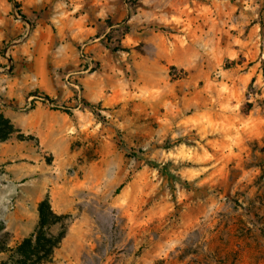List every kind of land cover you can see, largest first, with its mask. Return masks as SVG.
<instances>
[{
  "label": "rangeland",
  "instance_id": "obj_1",
  "mask_svg": "<svg viewBox=\"0 0 264 264\" xmlns=\"http://www.w3.org/2000/svg\"><path fill=\"white\" fill-rule=\"evenodd\" d=\"M94 4L0 0L10 244L49 196L52 264H264V0Z\"/></svg>",
  "mask_w": 264,
  "mask_h": 264
},
{
  "label": "trees",
  "instance_id": "obj_2",
  "mask_svg": "<svg viewBox=\"0 0 264 264\" xmlns=\"http://www.w3.org/2000/svg\"><path fill=\"white\" fill-rule=\"evenodd\" d=\"M29 20L34 25L32 20ZM106 37L109 44L115 42L113 33H108ZM13 138L30 140L36 137L26 134L10 117L0 111V141L5 142ZM39 213L40 223L36 230L15 246L10 244L11 234L0 219V250L7 254L0 264H52L55 251L67 236L73 217L71 214L56 211L49 196L40 201Z\"/></svg>",
  "mask_w": 264,
  "mask_h": 264
},
{
  "label": "crops",
  "instance_id": "obj_3",
  "mask_svg": "<svg viewBox=\"0 0 264 264\" xmlns=\"http://www.w3.org/2000/svg\"><path fill=\"white\" fill-rule=\"evenodd\" d=\"M71 1L74 3V8L71 9L69 12L70 18H69L68 26H73V27L84 26V24L81 23V20H80L81 18L76 17L74 13L76 10H78V8L83 7V5L85 6V0H71ZM116 1H119V0H93V3L96 4V5L94 4L95 8H96V10H94V11L96 12L97 10H100L102 8L101 12H107L110 14H114V11L112 9V5H115ZM99 3H101L102 5H99ZM31 127L34 128L33 126H31ZM38 136L42 138V133L39 131H38ZM72 222H73V220H72Z\"/></svg>",
  "mask_w": 264,
  "mask_h": 264
}]
</instances>
